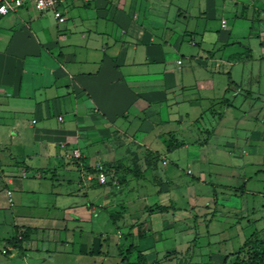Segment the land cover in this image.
Here are the masks:
<instances>
[{
  "label": "crops",
  "instance_id": "0c3cea01",
  "mask_svg": "<svg viewBox=\"0 0 264 264\" xmlns=\"http://www.w3.org/2000/svg\"><path fill=\"white\" fill-rule=\"evenodd\" d=\"M62 11L65 23L32 4L0 14V264H193L204 236L206 264H236L264 239V192L251 196L245 176L227 205L212 146L233 116L255 122L245 140L264 142V0ZM226 154L229 167L246 162ZM187 161L198 168L183 181ZM220 218L236 233L218 242ZM216 243L228 253L209 254Z\"/></svg>",
  "mask_w": 264,
  "mask_h": 264
},
{
  "label": "rangeland",
  "instance_id": "374dc122",
  "mask_svg": "<svg viewBox=\"0 0 264 264\" xmlns=\"http://www.w3.org/2000/svg\"><path fill=\"white\" fill-rule=\"evenodd\" d=\"M233 113H235L236 116H239L238 114H240V112H236V111ZM216 116H217V120H218L219 119L218 115H216ZM263 117H264V115H263ZM206 121H207V119H206ZM254 124H255V122H254ZM254 124H253V120H251L250 118L249 119H243L242 121H240V120L236 121L234 116L230 117L228 120L225 119L224 125L226 127V130L223 132V134H225L226 137L224 138V140L223 139L220 140V143H222L223 145L212 146V149H214L216 153H219V154H217V157L216 156L213 157V158H215V157L216 158H215L214 163H211V164H213V166H216V167H213L212 169L215 171H220V173H221L220 176H221L222 180L220 179L218 181L220 184H222L221 186H224L222 188H219V191L217 192V194L220 196L221 199H225L224 201L227 205H229L230 204L229 202H231L233 199L235 200L236 197L240 198V196L242 194V192L239 190H238V193H236L235 191L233 192L235 195L233 193H230L229 187H232V188H234L233 190H235L237 187L243 186V183H244L243 178L245 176H247V177H249L250 175L254 176V178L251 180V182H249V185L247 186V190L250 193L252 192V194H250L251 196H253L255 193L259 194V191L264 192V142L256 141V140H253V141L245 140L246 133L249 131L248 129H250V127H252ZM208 125H210V124H208ZM229 132H230V135H229ZM221 138H223V136ZM228 140L230 142L234 141V143L236 142V144L233 146L227 145L226 142H228ZM233 150L236 152H239L240 155L245 158L246 162H244V164H241V166L229 167L227 162H224L222 160V158L218 157V155H224L225 157H227L226 153L233 152ZM213 153L214 152H211V155H215ZM211 155H210V157H211ZM220 163H221V165H220ZM210 165H207V168H210ZM183 166H185V171L182 173L183 181L192 180L194 177L192 175H190L189 173H187L188 167H191L194 170V172L196 173V170L198 168V164L187 161ZM217 166L219 168H217ZM208 172L210 173L211 170L208 169ZM257 173L260 174L258 177H256ZM231 174H233V175H231ZM248 195H249V193L244 194L243 199L245 200L246 198H248ZM254 196H256V195H254ZM256 202L258 204V208L262 209V205H264V197H257ZM154 203H155V201H154V199H152V204H154ZM261 213L264 214V210L261 211ZM142 215H143V213H142ZM220 219H223V218H220ZM232 221H233V219H231V223H232ZM229 222L230 221H227L225 219L222 220V223L218 222L219 225H217V226H220V230L222 229V231L215 238H213V241L220 242L222 239H225L226 236L228 237L229 234L236 233V227L229 225ZM222 225H223V227H221ZM211 227L214 228L215 226H211ZM200 228H201V230H203L202 227H200ZM204 228H205V225H204ZM226 228L229 230V232L228 231L226 232V230H224ZM256 229H258V228H256ZM256 229H253L250 226L245 227V231H246L247 236L248 237L251 236L252 232L255 231ZM237 238H238V236H237ZM208 239L209 238L207 236H204L203 238H197L196 242H198V240H199V243L195 242V244H192V249L194 250V253L196 254V257L193 256V260H194L193 264H206V263H211V262L215 263L214 259L209 258L210 256H208L206 254V251H208L206 248ZM237 243L238 242H235L234 245L236 246ZM197 244H198V246H197ZM202 246H204L205 248L200 249V248H202ZM227 246L229 248L230 244L224 245V243H221V244L216 243L214 246H212L211 249H209V254L214 252L216 249H222L221 253L226 254V253H228ZM236 249H238V247ZM193 250H191V252L189 253L190 258H189V256L187 257L188 260H190V262L192 261L191 253ZM202 254H204V258H201L198 260L197 257H199V255H201V257H202ZM215 260H217V259H215Z\"/></svg>",
  "mask_w": 264,
  "mask_h": 264
},
{
  "label": "built area",
  "instance_id": "2783aa9c",
  "mask_svg": "<svg viewBox=\"0 0 264 264\" xmlns=\"http://www.w3.org/2000/svg\"><path fill=\"white\" fill-rule=\"evenodd\" d=\"M68 1L76 0H0V14L1 15H10L18 12L23 6L32 4L39 11H53L55 17L60 23H64L67 20V17L63 14L62 6ZM226 25V20H223V26ZM75 156H80L78 152L75 153ZM99 180L101 183H107L108 177L104 171L102 165L99 166ZM8 194L11 196V190L8 191ZM11 249L10 245L7 243L3 248L2 252L4 254L8 253Z\"/></svg>",
  "mask_w": 264,
  "mask_h": 264
},
{
  "label": "trees",
  "instance_id": "16d2710c",
  "mask_svg": "<svg viewBox=\"0 0 264 264\" xmlns=\"http://www.w3.org/2000/svg\"><path fill=\"white\" fill-rule=\"evenodd\" d=\"M241 252L246 256L238 257L236 264H264V239L252 238L251 243H247Z\"/></svg>",
  "mask_w": 264,
  "mask_h": 264
}]
</instances>
